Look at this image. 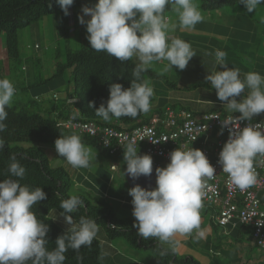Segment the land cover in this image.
Segmentation results:
<instances>
[{
  "label": "clouds",
  "instance_id": "9594fccd",
  "mask_svg": "<svg viewBox=\"0 0 264 264\" xmlns=\"http://www.w3.org/2000/svg\"><path fill=\"white\" fill-rule=\"evenodd\" d=\"M239 2L249 13L255 11L258 5L264 4V0H239ZM56 3L64 14L68 15L69 31L75 30L74 18L69 11V6L74 0H56ZM166 5H170L178 14L182 29H193L204 19L194 0H98L94 6L82 7L83 15H79L78 20L81 25L86 26L91 49L106 52L120 62L133 58L139 61L133 69L134 79L131 80L129 87L125 88L118 82L112 83L109 86L106 103L95 107L94 101L89 102V107L94 108L96 116L104 121H110L112 117L136 118L139 114L150 111L154 89L147 80H142V73L147 71L153 62L166 61L165 72L173 69L174 66L184 70L197 54L189 42L168 35L169 26L164 16ZM85 17L89 18L85 19ZM34 48L40 49L37 44ZM226 57L225 51L215 50L214 68L217 69L219 65L222 70L208 73L205 80L216 89L218 100L223 102L228 111L240 113L234 119L228 118L222 121V128H228L229 137L219 153L217 163L222 166L223 172L228 174L229 183L244 191L257 182L253 161L257 155L264 156V121L247 123L243 127L241 122H250L255 116L264 112V75L252 71L242 76L239 68L229 66ZM25 69L28 70L27 67ZM245 89H248L246 96L243 95ZM15 95L16 88L13 82L7 77L0 78V133L7 128L6 109L11 108ZM63 96L70 104L79 101V98L73 95L66 96L64 92ZM172 111L177 115L185 110ZM186 112L197 114L192 111ZM149 115L148 123L137 125V122H132L117 128L98 125L92 121L81 124L74 121L71 114L65 122V129L78 131L68 124L72 122L80 125L112 127L118 131H131L138 126L150 124L152 116L158 113L150 112ZM91 136H94L95 143L110 156H123L125 176L127 173L136 179L142 175L151 176L154 171L156 187L145 188L136 184L129 189L133 206V227L137 229L140 237L145 240L156 238L161 242H171L177 234L191 235L194 231L196 239L204 237L200 210L206 197L205 178L214 177L216 169L201 149L192 147L184 150L178 147L169 154L170 159L166 166L155 168L152 156L147 153L138 154V147L134 141L128 142L124 149L110 153V148H105L101 143V133ZM4 148L5 140L0 137V151ZM55 151L67 161L68 164H64L67 171L68 165L73 168L90 166L91 149L86 147L76 134L68 136L60 134L55 140ZM11 159L8 173L10 177L18 179L0 180V264H29V262L30 264H64L65 253L69 249L79 253L82 246L91 247L98 235V225L94 220L85 217H81L78 224L74 223L70 214L83 206L84 201L77 195H71L60 203V208L63 210L60 215L69 227L56 238L54 249L47 248L49 226L38 219L33 211L36 204L47 199V193L42 187L33 189L28 185H22L20 180L24 178L26 169L15 156ZM110 169L116 170V164L111 163ZM215 221L217 222L216 214ZM237 225L248 227L240 223L234 227ZM163 254L164 252H161V255ZM76 259L78 264H81L83 257L77 255ZM100 259L103 260V255Z\"/></svg>",
  "mask_w": 264,
  "mask_h": 264
},
{
  "label": "trees",
  "instance_id": "16d2710c",
  "mask_svg": "<svg viewBox=\"0 0 264 264\" xmlns=\"http://www.w3.org/2000/svg\"><path fill=\"white\" fill-rule=\"evenodd\" d=\"M197 1H199L200 4L198 5L202 11L208 12H214L225 7H235L236 5L244 6L239 0ZM97 2L98 0H74V3L69 6L75 26V30L71 31L72 35L79 29V32L81 30L80 34L84 37L83 30L86 27L76 21V10H79L80 15H83V6L91 7ZM49 3L50 0H0V37L2 33H5V50L0 54V78H5L6 68L20 64L28 57L25 56L23 42L19 40L21 44L18 43L19 31L32 24L44 22L49 15L54 18L59 16L61 26L56 27L55 33L59 37L66 36L68 39L70 32L67 24L68 15L64 14L56 0H51V6H49ZM85 19H88V17H85ZM38 47L40 48V45ZM52 50V72L45 77L41 69V71H36L32 77L27 75L16 80V82H22L20 88L16 89L15 97L18 99L13 101L11 108L6 109L8 111V117L5 120L7 128L0 133V137L5 140V148L0 151V180L6 178L18 179L10 177L8 173V167L12 162L11 158L15 156L26 169L24 178L20 180V183L33 189L42 187L47 193V199L36 204L33 211L38 219L49 226L47 234V248L49 250L55 248L56 238L69 227L64 223L63 216L60 215L63 211L60 208L61 201L71 195H77L84 201V205L78 208L75 213L70 214L74 223L78 224L81 217L92 219L97 225L105 228L109 238L123 237L136 247L149 249L152 252L150 264H199L193 257L179 255L174 249L164 245L156 238L145 240L140 237L137 234V229L133 227V219L117 216L114 206L109 202L101 201L108 198L105 192L95 189L101 198V200L95 199V201L82 194L70 193L72 189L70 187L73 184L72 177L65 169V162L59 159L60 156L55 151V140L60 134L65 136L76 134L81 138L83 144L93 145L109 158L124 161L123 156H110L101 149L95 143L94 136L92 137L89 133L65 129V122L71 114L74 121L81 124L92 121L98 125L117 128L132 122H137V125L148 123L150 115L141 113L136 118L112 117L110 121H104L101 117L96 116L94 108L89 107L90 101L95 102V107H99L101 103H106L109 97V86L112 83H121L125 88L130 86L131 80L134 79L132 76L133 69L138 63L134 58L126 62H120L106 52L94 51L91 49L88 39L80 38V35L73 36L68 43L62 40L58 41ZM25 68L26 65L21 66V70L26 71ZM168 78V76L158 73L153 67H149L147 71L142 73V80L150 81V84L152 80L151 86L154 91L158 92L154 93L151 98L150 112L152 114L158 113L160 117L163 116L167 108L172 110H175V108L170 104L165 107H162V105V108H152L156 94H159V91L162 90L164 93H160L161 97L165 98L168 103V95L165 91L168 89H181L173 77L167 80ZM155 82L161 85L158 86L159 90H156L153 84ZM60 86H67L68 89L62 91ZM62 92L66 96L73 95L79 98V101L74 104L67 103V98L63 96ZM159 98H157V101ZM46 152L56 156L59 161L56 159V164L51 165V156ZM123 206L125 210L129 209L124 203ZM207 210L216 214L214 207L207 206L205 211ZM212 218L215 219L214 216ZM215 223L217 226L225 228L229 233L234 234L235 237L242 233L239 230L240 225L234 227L232 225L223 226L216 221ZM247 240L249 241L250 237ZM102 249L103 243L100 236L97 235L91 247L82 246L79 253L69 249L65 253L66 260L64 264H78L77 255L83 257L81 264H103L104 257L106 259L107 255ZM161 252H164V254L161 255ZM102 255L103 260L100 259ZM114 257L116 258V256Z\"/></svg>",
  "mask_w": 264,
  "mask_h": 264
},
{
  "label": "crops",
  "instance_id": "0c3cea01",
  "mask_svg": "<svg viewBox=\"0 0 264 264\" xmlns=\"http://www.w3.org/2000/svg\"><path fill=\"white\" fill-rule=\"evenodd\" d=\"M199 8L200 6L198 5V9ZM218 11L219 13L216 14V19H214V17H209V19L204 18L203 21L198 23L193 29H182L179 25L178 17L174 19L166 17L169 26L167 30L168 35L189 42L193 49L196 50L197 54L189 61L188 66L184 70H179L175 66L173 69H170L174 77L172 75L170 76L175 79L174 81L177 82L179 88L182 90L178 91L177 94L173 93V91L177 90H166L168 103L165 98L160 97L158 101L153 103L152 108H162L170 104L176 111L184 109L201 114L216 110V112L222 115H240L239 112L232 113L228 111L223 102L218 100L216 89L211 86L210 82L205 80V76L214 70H222L219 65L217 69L214 68V52L217 49L227 53V63L229 66L239 68L242 76L252 71L264 75V48L260 46L262 42L261 39L264 37V30L261 39L257 38V28L253 26V18L250 15L237 14L234 17L232 12L222 14L220 10ZM202 15L204 17L207 16L204 14ZM206 53H208V55H206ZM163 62L164 61H160L158 65H162ZM166 63L164 65H166ZM153 84L154 86L156 85V90L160 89L158 87L160 84L156 82ZM187 85L189 87H185ZM162 93L164 92L162 91ZM247 93L248 89H245L243 95L246 96ZM237 99H240V97H237ZM253 120L264 121V112L255 116ZM67 167L70 175L76 176V180L81 176L80 173H77L76 168L74 169L71 165ZM103 173L105 172L101 171V169L97 171L99 175ZM108 178H111V176ZM80 181L85 182V179L81 177L79 182ZM127 185L129 189L132 188L128 181ZM88 186H91V183H88ZM103 186L104 188H101L97 185V189L105 192L108 188V184H103ZM155 186L156 178L151 188ZM92 188L94 189L93 186ZM114 196L123 198L122 202L124 205L128 206L129 210L132 211V197L130 195H127L129 197L127 199L121 194ZM130 213L132 215V212ZM205 213L209 214L208 222L215 228L216 234L212 236L207 231L204 237L200 239H196V234L194 233L191 235L177 234L171 242H166L168 245L163 243L174 249L179 255L193 257L199 264H264V256H243L241 252L232 251L230 248V245L232 246L233 243H242L243 246L254 245L250 237L249 227V229L242 227L246 229L245 233H248L247 237H250L249 241L246 240L243 242V232L235 237L234 234L229 233L225 228L216 225L215 219L212 218L213 216L215 217V213L213 214L210 210L205 211ZM201 214L203 213L200 212L202 226L203 220ZM132 219L134 220V217H132ZM242 228L240 226L239 230L242 231ZM222 239L224 242L226 241V243L222 242Z\"/></svg>",
  "mask_w": 264,
  "mask_h": 264
},
{
  "label": "built area",
  "instance_id": "2783aa9c",
  "mask_svg": "<svg viewBox=\"0 0 264 264\" xmlns=\"http://www.w3.org/2000/svg\"><path fill=\"white\" fill-rule=\"evenodd\" d=\"M235 116L239 115H221L217 112L192 114L186 111L176 115L167 108L162 117L154 115L150 124L138 126L131 131L72 122L68 124L75 130L89 132L90 135L101 133V143L105 148H110V153L122 150L128 142L134 141L138 154L147 153L152 156L155 168L166 166L169 154L178 147L184 150L192 147L201 149L216 169L214 177L205 178L206 197L203 204L216 209V220L220 225L234 226L240 223L248 226L252 243L264 249V224H259L264 223V200L259 197L260 193H264V156L257 155L254 158L257 182L244 191L229 183L228 174L217 163L219 153L229 137L228 128H222V121L234 119ZM260 122L262 121H242L241 127L247 123ZM166 138L168 139L165 140ZM151 140L158 142L152 143Z\"/></svg>",
  "mask_w": 264,
  "mask_h": 264
},
{
  "label": "rangeland",
  "instance_id": "374dc122",
  "mask_svg": "<svg viewBox=\"0 0 264 264\" xmlns=\"http://www.w3.org/2000/svg\"><path fill=\"white\" fill-rule=\"evenodd\" d=\"M194 2L197 4V6L198 4H200L199 1L197 0H194ZM228 8L225 7L219 10L222 14H225L227 12H230V13L232 12L234 17L237 14L238 15L239 14L250 15L253 18V21H252L253 26L257 28V38L261 39V36L263 35L262 32L264 30V5H258L256 10L251 13L247 12L245 6L236 5L235 7H228ZM199 11L201 12V14L207 15L206 17L203 16L205 19H209V17H214V19H216V14L219 13L218 10H215L214 12L209 11L208 13V11H202V9L200 8H199ZM79 15H80V11L76 10L75 18L77 22H79L78 20ZM164 16L170 19H174L178 17V14L171 9L170 5H166ZM57 26L59 27L61 26V21H60L59 16H56V18H54L51 15H49L45 18L44 22L32 24L26 27L25 29L19 31L18 43L21 44L20 41L23 42L24 47H25L24 53H25V56H28V57L24 61H22L20 64L6 68V71H5V77H7L13 82L16 89H19L22 84V82H16V80L20 79L21 77H24L27 75L29 77H32L36 71H39V70L41 71V69L45 77L50 72H52L53 61L51 58L53 57L52 49L55 46V43L61 40L63 42L66 41L68 43L69 40L73 38V36L77 37L78 35H80V38H87L88 33L86 31V27H85V30H83L84 37L80 34L81 30L79 32V29H77L75 34L73 35L71 32H69L68 39H67L66 36L60 35L61 37H59L56 35L55 29ZM69 36H70V39H69ZM261 40L262 42L260 46L264 48V37H262ZM35 44L40 45L41 49L39 50L34 49L33 46ZM28 46H29V49H28ZM4 50H5V33H2L0 37V54H2ZM134 59L136 60V58ZM136 61L139 62L138 60ZM158 63H160V61L153 62L150 67L155 68L158 73L160 74L163 73L169 78H171L170 75L174 77V74L171 72L170 69L166 72L164 71V68H165L164 64L166 63V61H164L163 64L160 66H158ZM23 65H26V67L28 68L27 71L21 70V66ZM169 78L167 80H169ZM151 84H152V80H151ZM185 87H189V86L187 85ZM155 88H156V85H155ZM65 89H68V87L60 86V90L63 91ZM181 90L182 89H178L177 91H173V93L177 94L178 91H181ZM160 91H159V94H156L157 96L155 97V102L157 101L158 97H161L160 93L162 92ZM154 93H158V92L154 91ZM16 99L18 98L14 96L13 101H15ZM149 114H150V111L146 113V115H149ZM84 145L91 149L90 166L88 168H81V169L76 168L77 173H80L81 176L78 177V179L76 180L75 179L76 176L71 175L73 184H71L70 188L72 189L70 193L73 192V194H76V193L82 194L84 196H87L92 201H95V199L101 200L100 194H97L95 189L98 188L97 185H99L101 188H104L103 184L105 185L108 184V188L105 191L108 198L102 199L101 201L109 202L112 206H114V209L117 212V216L119 217L122 216L123 218L132 219L133 216L130 213L132 211H130L129 209L125 210L123 206V202H122L123 198L114 196V195L121 194L123 195L124 198L126 199L129 198L127 196L129 195V187L127 185L128 180L126 179L125 174H124V170L126 169L124 161L107 157L106 155L102 153L101 150H98L93 145H90V144H84ZM47 154L51 156L50 164L55 165L56 164L55 161L57 162L56 159L58 158L52 155L51 153H47ZM59 159L64 161L65 164H68L65 158L59 157ZM111 163L116 164L117 166L116 170L114 171L110 170ZM119 166L121 167L119 168ZM99 169H101V171H104L105 173H103L102 175L97 174V171ZM109 176H111V178H108ZM81 177L85 179V182H81V181L79 182V180H81ZM88 183H91V186H88ZM92 186L94 187V189L91 188ZM259 197L262 200H264L263 193H260ZM203 207L200 210V212L204 214V215L201 214L202 220H203L202 221L203 225L201 226V229L204 231V233L208 231L213 236L214 234H216V230L208 222L209 214L205 213V208L207 206L203 204ZM98 228H99L98 235L100 236V240L103 243L102 250L107 255L106 256L107 260L104 257L103 264H150L151 263L150 260H151L152 252L149 249H146V248L141 249L139 247H136L132 245L131 243H129L127 240H125V238L123 237H115L114 239H111L108 237V234L106 233L105 228L99 225H98ZM245 231H246L245 229L242 230L243 236H244L243 242H245L248 238L247 237L248 233H245ZM193 233L196 234L195 231ZM222 242H224L223 239H222ZM164 243L167 244L166 242ZM224 243H226V241ZM110 247L111 249H109ZM230 248L232 251H236L238 253L241 252L243 256H246V255L247 256H264V249H261L260 247L254 246V245L253 246H245V245L243 246L242 243L240 244L233 243L232 246L230 245ZM114 256H116V258Z\"/></svg>",
  "mask_w": 264,
  "mask_h": 264
},
{
  "label": "water",
  "instance_id": "95a60500",
  "mask_svg": "<svg viewBox=\"0 0 264 264\" xmlns=\"http://www.w3.org/2000/svg\"><path fill=\"white\" fill-rule=\"evenodd\" d=\"M126 176H127V180H128L131 187L135 186L136 184H139L140 186L145 187V188H151L153 186L154 171H153L151 176H143L142 175L136 179H133L127 173H126Z\"/></svg>",
  "mask_w": 264,
  "mask_h": 264
}]
</instances>
